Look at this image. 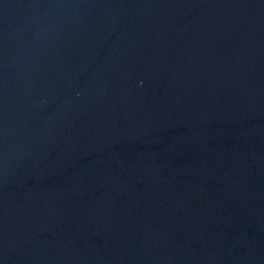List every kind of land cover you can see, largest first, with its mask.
<instances>
[{
    "label": "water",
    "instance_id": "obj_1",
    "mask_svg": "<svg viewBox=\"0 0 264 264\" xmlns=\"http://www.w3.org/2000/svg\"><path fill=\"white\" fill-rule=\"evenodd\" d=\"M0 264H264V0H0Z\"/></svg>",
    "mask_w": 264,
    "mask_h": 264
}]
</instances>
